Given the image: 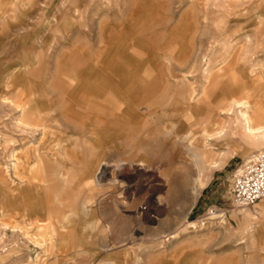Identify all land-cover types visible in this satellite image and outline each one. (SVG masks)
<instances>
[{
  "label": "rangeland",
  "instance_id": "374dc122",
  "mask_svg": "<svg viewBox=\"0 0 264 264\" xmlns=\"http://www.w3.org/2000/svg\"><path fill=\"white\" fill-rule=\"evenodd\" d=\"M11 2L4 4L13 18L0 11V264L72 261L87 252L93 237L95 244L105 238L98 246L117 252L119 264H264V208L254 212L232 194L234 174L264 150V141H250L238 117L241 108L220 113L233 99L251 100V116L264 106V0H16V12ZM34 57L37 69L24 72L21 65ZM89 65L95 70L87 75ZM105 75L133 79L138 91H145L138 111L147 121L146 143L141 151L131 146L116 155L109 133L98 131L105 160L98 164L102 192L83 196L94 188L93 180L80 186L55 181L57 216L78 211L67 214L70 223L77 217L69 229L74 245L68 250L60 238L57 246L41 245L48 236L34 219L36 197L32 203L17 188L35 178L45 186L35 169L42 154L61 146L57 141L65 130L49 113L65 114V105L55 92L52 111L45 105L36 127L32 95L46 99L58 82L76 76L102 81ZM105 83L114 90L118 82ZM118 91V99L132 105V91ZM190 94L205 106L206 134L188 116V101L178 100ZM58 120L69 123L63 116ZM86 121L97 123L96 117ZM85 126L75 128L78 136L86 134ZM198 140L208 151L200 165L189 148ZM142 158L145 165L138 166ZM82 160L74 154L68 161L73 173ZM62 161L59 157L56 164ZM197 178L202 186L195 195ZM88 203L91 209L82 211ZM96 257L83 264H96ZM101 262L117 264L113 258Z\"/></svg>",
  "mask_w": 264,
  "mask_h": 264
},
{
  "label": "crops",
  "instance_id": "0c3cea01",
  "mask_svg": "<svg viewBox=\"0 0 264 264\" xmlns=\"http://www.w3.org/2000/svg\"><path fill=\"white\" fill-rule=\"evenodd\" d=\"M9 2V0H0V5L1 3H3L0 6V11H3V9H5V12L3 11V13L8 14L6 10H8L6 8V4H4V2ZM32 1V0H30ZM11 3H14V10L13 12L17 11V2L16 0H12ZM16 3V4H15ZM2 13V14H3ZM5 14V15H6ZM10 16V19L13 18V16L11 14H8ZM3 16V15H2ZM1 17V16H0ZM6 24H10L13 26H16L17 24H12L11 22H6ZM37 43V42H35ZM35 43H33L34 46ZM76 50V49H75ZM77 51V50H76ZM37 61V57H34V60L30 61V62H25L23 63L21 66L24 68V72H28L30 71V69L34 68V70L37 69V64H35ZM20 66V67H21ZM90 68V70L84 72H90L93 70H95L94 65L91 67V65L88 66ZM82 68V66H81ZM80 68L76 67V70L78 72V74L86 77L88 75H83L80 71ZM109 71V70H108ZM107 71V75H110L111 73L113 74V71L110 70V73H108ZM104 72V71H103ZM94 75V74H93ZM107 75L104 76V78H102L103 80L101 81L100 79H95L93 81L87 80V81H82L81 79H79L80 77H71L69 82H58L55 85H53V88H50L51 90L49 91L48 95H52L49 96L45 99V95L44 98L40 97V94H35L36 96L32 95V103H31V109L36 110L37 112H40V116L42 118V112H43V108L45 105H47L48 107V113L50 111H52L53 109V102L55 101V92H59L63 95L62 97V101L65 105V108L63 109V111L65 112V114H62L57 111L55 112H51L49 113L50 116H52L53 119H56L57 117H61L63 116L65 119V122H69L68 124H63L62 122H60V120L54 122L55 125H57V127L64 129V133L62 134L59 138L60 141L58 140L57 143H60L62 146V151H67V154L69 157H62L60 155H58L57 150L59 149V147L56 145V147L54 148L55 151H52L51 155L50 153H46L47 156H49V160L46 161V170L49 171L50 173L54 174V177L52 178V180H45V185L48 188L47 192L45 193V200H46V211H47V216H49L50 214H53L54 216H57V212H56V204L55 201H59V197L56 196L55 197V186H54V182L55 181H59L61 183H65L67 181L73 180L77 183V185L80 186V184L82 185V183L85 180H93L94 185H93V189L89 190L88 192L86 191L85 195L83 194V196L86 197H90L91 195H94L95 191H98V193L102 192V186H101V182L102 179L101 177H99L100 174V166L98 165L101 161H105L104 159H102V148H103V144L101 143V141L98 139L97 140V133L98 131H106L107 133H109V136L112 138L114 146L116 147L117 151L115 153L121 154L124 153L125 150H128V147H137L140 149V151L142 150V147H140L141 145H144L146 143V130H147V121H145L144 123L142 122L141 119H143V117L141 118V115L138 111V107L141 101H143V98L145 96V91L139 90L138 91V85L137 82L133 79H117V80H111L109 78H107ZM123 77V76H122ZM83 78V77H82ZM107 79V80H105ZM135 81L133 83V89L131 90L134 96V100H129V102L132 105L129 104H124L122 103V101L120 99H118V97H116V94H113L111 89L109 88L108 90H105L104 93H97L95 90H93L92 86H98L100 83H104V82H110V81H114V82H118V84H120L121 82H126V81ZM84 85H83V84ZM80 84V85H78ZM43 92V90H42ZM44 93V92H43ZM39 98H43L44 100H39V101H34L35 99H39ZM52 98V100H51ZM101 101V102H100ZM100 102V103H99ZM42 105V106H41ZM100 105V106H99ZM39 106V107H38ZM51 107V108H50ZM102 107V108H101ZM104 108V110H103ZM93 109V110H92ZM138 111V112H137ZM52 114V115H51ZM47 116H45L46 118ZM90 117V119L92 117H96V121L97 123L94 126H90L88 120ZM40 118V117H39ZM42 120V119H41ZM75 120V121H74ZM144 120V119H143ZM32 122H33V115H32ZM84 123L85 126L83 129H85L86 134L84 136H78L76 134V129L78 125ZM78 124V125H77ZM122 125V126H121ZM98 126V127H96ZM63 132V131H61ZM89 133V134H87ZM108 147H110L109 145H107ZM119 152V153H118ZM81 155L82 156V164L81 166L76 169L77 171H79L77 174L72 170V168L70 169V164L68 163L69 160L72 159L73 155ZM62 158L63 161L60 163L56 164V161L58 160V158ZM234 158V157H232ZM143 159V158H142ZM139 162L143 163L145 162V160H139ZM139 162H136L137 164H139ZM47 166H49V168H47ZM85 166V168H84ZM87 166V167H86ZM59 168V169H58ZM59 172V175H57V173ZM71 176H73V179L71 178ZM56 178V180H55ZM71 178V179H70ZM36 181H25V184H21L18 186L17 190H20L21 193H25V197H27L28 199L31 200L32 203H34L35 201V197H32V194L34 195V191L36 190L35 187V183ZM50 185V186H49ZM116 185V184H115ZM210 184H208L203 190H207ZM76 189H78L77 186H75ZM50 188V189H49ZM117 188L121 189L120 186H117ZM34 190V191H33ZM127 192V189H124ZM122 190V191H123ZM24 197V198H25ZM59 198V199H58ZM57 199V200H56ZM91 199H89V201H91ZM200 201V198L198 199ZM48 201V203H47ZM102 201V200H101ZM91 204L92 203H88L85 204L83 206H81V210L85 211V208L91 209ZM259 208H264V199H261L258 201V205L255 204V206L252 208V210L254 212H256V210H258ZM98 210V209H97ZM100 211V209L98 210ZM27 212V211H26ZM78 211L75 210H70L65 211L63 213V217L66 214H72L75 215V213H77ZM87 212V211H85ZM104 214L106 215L107 211L104 210ZM25 215H28L25 214ZM244 216L249 218V221L251 220L249 213L247 212L246 214H244ZM29 218H32L31 216H28ZM59 217V216H57ZM60 218V217H59ZM77 217H73V219L71 218V220H73L70 224H64L65 227H60L59 226V234L55 236V239H57V242L59 241V238L61 239L60 241L62 243L68 244L71 248H69L68 250L73 249V245H74V237H72V233L69 231L70 227L72 226V224L75 222V219ZM244 218V217H243ZM115 219H112V221H114ZM92 221L94 222V220L92 219ZM101 227V226H100ZM55 239L49 241L47 240V242L49 243L48 246L54 247L57 246V244H55ZM85 241V240H84ZM46 243V242H45ZM105 243V238H104V242L98 240L97 244H95L94 242V237H93V242L92 244H89L87 247V252H84L80 255H77L76 259L72 260V261H68V262H64V261H58V264H83L84 260L87 259H92V257L97 256L96 259L97 262L96 264H103L101 262V260L104 259H109V258H113L117 260V256H120L117 252L114 253L112 252H106V251H102L103 249L101 248V246L99 247L98 245L100 244H104ZM44 244V243H43ZM42 244V245H43ZM100 249V251H99ZM49 252V251H48ZM57 253L60 255H65L64 252L60 251V248H58ZM111 255H116V258L111 256ZM45 264H49L48 262ZM117 264H119L117 262Z\"/></svg>",
  "mask_w": 264,
  "mask_h": 264
},
{
  "label": "bare ground",
  "instance_id": "6f19581e",
  "mask_svg": "<svg viewBox=\"0 0 264 264\" xmlns=\"http://www.w3.org/2000/svg\"><path fill=\"white\" fill-rule=\"evenodd\" d=\"M134 82L135 81H126V82H124L122 84L116 83L117 85L115 86L116 88L114 90H112L111 86L109 87V85H107L105 82H104V84L100 83L98 86H95V87L92 86V88L97 93H104L105 90H108L110 88L113 94H116L117 96H119L118 89H120V87H125V89H127L128 91H131L133 89L132 86H133ZM78 85H80V84H78ZM203 93H204V90H203L202 94ZM192 95L193 94H190L187 99L185 98V96H183V97L181 96L178 100H180V101H182V100L188 101V103L190 105L189 106L188 116L191 115L193 118H195V122L197 123V125H200L201 127H203L201 132L203 134L204 133L206 134V119H209L208 118L209 116H206V118H205V113H206L205 112V106L200 101L193 102L192 101V97H193ZM17 107H18V105H17ZM18 108H21V107H18ZM236 108L237 109L241 108L240 110H238V117H240V120L243 123L242 125H243V128H244V132L250 137V141H251V138L253 140L261 138V141H264V106L260 107L259 109L255 108L253 110L254 114H253V116H251L250 113L248 112L249 110H252L251 100H249L248 98H246L245 100L244 99H233L232 103H230L226 108H221L222 112L220 111V113H226V114L230 115V114H232V112ZM103 110H104V108H103ZM215 114L217 115L218 112H216ZM32 115H33V123H34V125L35 126L39 125L41 123L40 120L42 119L41 116H40V112H37L36 110H33L32 111ZM212 122H213L214 125L220 124V122L218 123L217 120H213ZM36 127H39V126H36ZM219 130H220L219 131V134H220L222 129H219ZM44 131H47V130H44ZM261 145H262V143H261ZM206 146H207V143H205V142L202 145H200L199 144V140L189 145V148L193 151V153L195 154V156L197 158V162L196 163H199V165L200 164H204L206 162V157L205 156H207V153H208ZM58 147H59V149L55 153H57L58 155H62V152H61L62 146L59 145ZM42 155H44V157L40 159L41 166L39 168L36 167L35 170H36V172L38 174V177L40 179L43 178V181L52 180V178L54 177V174H52V173H50L49 171L46 170V164H47L46 161L49 160L50 157L47 156L46 153L42 154ZM137 165L138 166L139 165H145V162H143V163L139 162V164H137ZM14 168H16V163L14 164ZM47 168H49V166H47ZM57 175H59V172L57 173ZM32 179H34V178H32ZM35 181H36L35 188H37L38 191H36V192L38 194L36 196V201H35V205L36 206H34V207H36V209H37V211L39 213V216H36L34 219H36V221L39 222V225H41V227H40L41 230L42 229L46 230V236H48L47 240L51 241V240L55 239L56 235L59 234V231H60L59 230V226L62 227V225H63V227H65L64 224H70V220H68L70 217H68L67 214L64 215L63 218H59L57 216H54L53 214H50L49 216H47V211H46L47 204L45 203L46 202L45 193L47 192L48 188L46 187V185L39 187L41 185L40 184L41 180L39 181V180H37L35 178ZM114 182H115L116 186H120V188L122 190H123V188L128 190V188L126 186L118 185L116 180H114ZM201 183H202V181L199 178L198 179V183H197L198 184L197 185V189L195 191V195L198 194V192H199V190H200V188L202 186ZM4 191H6V190H4ZM3 193H5V192H3ZM55 197H56V195H55ZM47 203H48V201H47ZM190 224L191 225H195V223L192 222V221L190 222ZM42 237L45 238L44 235H42ZM35 239L36 238H34V240ZM47 240L46 241L43 240L44 241L43 243L47 242ZM43 243H41V245Z\"/></svg>",
  "mask_w": 264,
  "mask_h": 264
},
{
  "label": "built area",
  "instance_id": "2783aa9c",
  "mask_svg": "<svg viewBox=\"0 0 264 264\" xmlns=\"http://www.w3.org/2000/svg\"><path fill=\"white\" fill-rule=\"evenodd\" d=\"M234 174L232 194L241 206L253 208L264 199V150L245 159Z\"/></svg>",
  "mask_w": 264,
  "mask_h": 264
}]
</instances>
